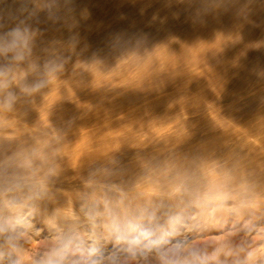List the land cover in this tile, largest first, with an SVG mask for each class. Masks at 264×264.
Returning <instances> with one entry per match:
<instances>
[{"label":"rangeland","instance_id":"obj_1","mask_svg":"<svg viewBox=\"0 0 264 264\" xmlns=\"http://www.w3.org/2000/svg\"><path fill=\"white\" fill-rule=\"evenodd\" d=\"M0 25L31 34L30 55L12 62L10 83L0 88V164L10 162L44 190L8 206L31 225L14 256L20 264H34L60 241L64 264H76L63 233L81 217L92 224L86 245L113 247L109 212L122 221V208L142 227L139 205L156 210L164 202L184 220L199 198L219 201L229 215L241 207L255 215L253 226L223 225L221 217L224 233L209 235L207 245L222 252L207 264H264V0H0ZM47 64L56 70L49 74ZM166 218L161 228H169ZM229 227L238 250L219 244L234 234ZM156 248L151 260L163 253Z\"/></svg>","mask_w":264,"mask_h":264},{"label":"clouds","instance_id":"obj_2","mask_svg":"<svg viewBox=\"0 0 264 264\" xmlns=\"http://www.w3.org/2000/svg\"><path fill=\"white\" fill-rule=\"evenodd\" d=\"M2 27L3 25H0V28ZM30 39L31 34L27 27L17 26L6 32H0V57L8 61L7 65H0V88H6L10 83L7 76L12 62L24 61L30 55ZM44 67L49 74L56 70L55 65L52 64H47ZM43 86L44 81H41L35 84L34 87L24 90L27 92L36 91ZM13 99L14 97L9 93L6 104L10 106ZM37 188V182L30 176H25L10 162L5 161L0 164V264H20V261L14 256L19 252V241L24 235L23 229L31 226L25 220L19 219L16 215L10 213L8 206L21 202L26 203L42 196L44 194L43 184L39 185V190ZM108 215L110 223L105 225L107 229L106 239H114L115 244L118 245L126 244L127 247L120 249V251L130 253L134 259L137 245L140 244V238L130 239L129 234L139 231L140 226L127 220L121 221L111 212ZM166 224L172 231L165 233V236L175 235L177 226L182 224L181 217L179 215L169 216ZM157 230L163 231L162 228ZM145 231L154 234L152 229ZM145 231H140V237L144 236ZM218 252L219 250L213 253L212 258ZM66 255L67 251L64 242L60 241L58 247H53L50 251L44 253L34 264H64ZM88 255L96 256L97 258L87 259L84 264H126L117 251L112 252L105 258L102 250L95 244L88 249ZM208 259L209 257L200 255V249L194 244H178L172 249L170 258L165 264H207Z\"/></svg>","mask_w":264,"mask_h":264},{"label":"bare ground","instance_id":"obj_3","mask_svg":"<svg viewBox=\"0 0 264 264\" xmlns=\"http://www.w3.org/2000/svg\"><path fill=\"white\" fill-rule=\"evenodd\" d=\"M191 149H192V147H191ZM193 150V149H192ZM196 151V150H195ZM198 151V150H197ZM188 154V153H187ZM175 163V162H174ZM169 164H172L171 162L169 163ZM95 178H96V176H95ZM100 178V177H99ZM89 179H91V178H89ZM93 179V178H92ZM97 179H98V177H97ZM100 179H104V178H100ZM94 180V179H93ZM95 181V180H94ZM104 180H102V182H103ZM153 181V180H152ZM96 182H98V180L96 181ZM100 182V181H99ZM150 182H151V180H150ZM147 183H148V181H147ZM89 184V183H88ZM114 184V183H113ZM112 184V185H113ZM142 184V183H141ZM111 185V184H110ZM109 185V186H110ZM136 185H139V184H136ZM147 185V184H146ZM146 185H144V184H142V186H145V187H147ZM152 185V184H151ZM133 186V185H132ZM142 186H141V189L140 190H142L143 188H142ZM108 187V186H107ZM112 187H114V185L112 186ZM130 187V186H129ZM133 187H136L135 185L133 186ZM138 188L140 187V186H137ZM144 187V188H145ZM149 187V186H148ZM147 187V188H148ZM111 188V187H110ZM127 188V187H126ZM150 188H152V187H150ZM156 188V187H155ZM174 188H178V187H174ZM241 188V187H240ZM103 189V188H102ZM115 189V188H114ZM131 189V188H130ZM137 189V188H136ZM154 189V188H153ZM176 189H173V191H176ZM104 190H106V189H104ZM108 190H110L111 191V189H109L108 188ZM113 190V189H112ZM124 190V189H123ZM131 190H133V189H131ZM130 190V191H131ZM138 190V189H137ZM137 190H136V192H137ZM148 190V189H147ZM157 190V189H156ZM191 190H193V189H191ZM195 190V189H194ZM196 190H198V191H200L198 188L196 189ZM99 191H100V189H99ZM109 191V193H108V195L110 194V196L112 195L111 194V192ZM135 191V190H134ZM154 191V190H153ZM158 191V190H157ZM171 191V190H170ZM203 191V190H202ZM59 192V191H58ZM106 192H108V191H106ZM141 192V191H140ZM142 192H144V191H142ZM148 192V191H147ZM146 192V193H147ZM155 192V191H154ZM183 192V191H182ZM192 193H193V191H191ZM197 192V191H196ZM201 192V191H200ZM121 193V192H120ZM120 193H119V196H117V197H120ZM127 193H129L130 195H133V194H131L132 193V191L131 192H129V190H127ZM150 193V192H149ZM158 193H161L160 192V190H159V192ZM171 193V192H170ZM177 193H178V191H177ZM176 193V194H177ZM203 194L205 193V191L204 192H202ZM202 193L200 194V193H197V196L198 195H202ZM209 193V192H208ZM104 194H106V193H104ZM134 194H135V192H134ZM137 194V195H136ZM135 195V197L137 198V196L139 195L138 193H136ZM141 194V193H140ZM144 194V193H143ZM156 195H158L157 193H155ZM169 194V191L167 192V195H165L166 196V199H167V196H169L168 195ZM175 194V193H174ZM174 194H171V195H174ZM124 195H126V194H124ZM128 195V194H127ZM188 195V194H187ZM195 195H196V193L194 194V198H195ZM140 196V195H139ZM138 196V197H139ZM149 196V195H148ZM164 196V195H163ZM162 196V197H163ZM176 196V195H175ZM184 196V195H183ZM232 196H236V195H232ZM113 197V196H112ZM111 197V198H112ZM116 197V198H117ZM122 197V199H124L123 198V196H121ZM120 197V198H121ZM124 197H126V196H124ZM127 197H130V196H127ZM141 197V196H140ZM152 197H153V193H152ZM161 197V196H160ZM180 197H181V195H180ZM187 197V196H186ZM188 197H190L189 195H188ZM199 197V196H198ZM227 197V196H226ZM234 197L232 198L233 200L232 201H234ZM120 198H118V200L120 199ZM131 198V197H130ZM132 198H134L133 196H132ZM155 198V197H154ZM153 198V199H154ZM179 198V197H178ZM216 198V197H215ZM254 198H256V196H254ZM126 199V198H125ZM135 199V198H134ZM145 199H146V197H145ZM153 199L151 200L152 202H154L153 201ZM159 198H157V200H158ZM160 199H163V198H160ZM172 199V198H171ZM180 199H182V198H180ZM200 200H196L195 201V203L197 204V210H196V212H191V214H189L188 215V217L186 218V219H184V220H182V224L181 225H179V226H177V232H176V234L175 235H167V236H165V233H170L171 231H172V229L169 227V228H162L163 229V231H159V230H157V229H159V228H161L159 225H158V219H160L161 217L163 218V219H165L163 216H172L173 214V210L171 211V212H169V211H167L166 210V208L164 207L165 206V204H164V202H161L164 206H161V207H159V204H157L158 205V207L157 206H155V207H157V209L156 210H152L151 208H146L145 206L146 205H149V204H146L145 206H144V204H143V206H141V205H139L140 206V210H141V212H142V215H145L146 217H147V224H145L144 226H142V227H140L139 228V231H137V232H131L130 234H129V238L130 239H134V238H137V237H139L140 238V244L139 245H137V248H136V255H135V258H138L139 256H141L142 257V262L143 263H140V264H165V262L170 258V254H171V251H172V249L176 246V245H185V243L186 242H188L189 240H191V241H189L190 242V245H195L198 249H200V255L201 256H206V257H211V255H213L212 253H216L217 252V250H219V252L218 253H220V252H222V250L221 249H219L220 248V246L218 247L217 246V248L215 247L214 249H212V247H210L209 245H207L208 243H209V235H210V238H211V234L212 233H219V231L221 230V233L223 232L222 231V229H220L221 227H219V221H220V219H221V217L223 218V225H225V224H228V225H242L243 226V224H246V226L248 225V226H253L255 223H254V221H253V219L255 218V215L253 214L254 212H249L251 209H249V210H246V208L244 207V209L242 208H239L238 209V211L237 212H235V214H233V215H229L224 209H223V205L219 202V201H217V202H212L213 204L211 205V206H207L206 205V200H204V199H202V198H199ZM211 199V198H210ZM261 199V198H260ZM259 199V200H260ZM53 200V199H52ZM110 199H108V202H110L109 201ZM114 200L115 201H117L115 198H114ZM127 200V199H126ZM144 200V199H143ZM148 200V199H147ZM165 200V199H164ZM175 200V199H174ZM177 200V199H176ZM185 201H189L188 199L186 200V199H184ZM258 200V199H257ZM112 201V200H111ZM120 202H121V200H119ZM138 201V200H137ZM165 201H167V200H165ZM168 201H170V200H168ZM178 201H179V199H178ZM178 201H175V202H178ZM221 201H224V200H221ZM253 201H255V200H253ZM262 201H263V199H262ZM130 202V201H129ZM150 202V201H149ZM159 202V201H158ZM171 202H172V200H171ZM174 201L172 202L173 204L175 203ZM180 202V201H179ZM191 202H192V199H191ZM208 202V201H207ZM225 202V201H224ZM223 202V203H224ZM237 202V201H236ZM241 202H243L242 200H241ZM246 202V201H245ZM245 202H243V203H245ZM249 202V201H248ZM248 202H246L247 204H249ZM113 203V201L111 202V204ZM122 203L124 204V202L122 201ZM131 203V202H130ZM129 203V204H130ZM134 205H136L135 203H141V201L140 202H132ZM146 203H147V201H146ZM154 203H156V202H154ZM168 203V202H167ZM171 203V204H172ZM234 203H235V201H234ZM233 202L232 203H230V204H234ZM254 204H255V202H253ZM121 204V203H120ZM126 204H128V202L126 203ZM133 204H132V206H133ZM172 204V206H174ZM176 204V203H175ZM177 204H179V203H177ZM177 204L175 205V206H177ZM235 204H237V203H235ZM247 204H244V205H247ZM260 204H264V202H260ZM115 205V204H114ZM116 205H117V203H116ZM138 205V204H137ZM161 205V204H160ZM169 205V204H168ZM181 205V204H180ZM191 205V204H190ZM227 205V204H226ZM243 205V204H242ZM249 205H251V204H249ZM110 206V205H109ZM109 206H108V208H109ZM121 206V205H120ZM123 206V205H122ZM170 206V205H169ZM175 206H174V208H175ZM235 206V205H234ZM233 206V207H234ZM254 206V205H253ZM111 207H113V205L112 206H110V208ZM116 207V206H115ZM123 207H126L125 205L123 206ZM128 207V206H127ZM138 207V206H137ZM136 207V208H137ZM148 207V206H147ZM153 207H154V205H153ZM152 207V208H153ZM178 207V206H177ZM180 207V206H179ZM247 207V206H246ZM255 207V206H254ZM261 207V206H260ZM117 208H118V206H117ZM133 207H131V209H132ZM182 208H183V206H182ZM236 208V207H235ZM251 208V207H250ZM258 208V207H257ZM123 210L122 208H119V210ZM135 209V208H134ZM169 209V208H168ZM176 209V208H175ZM117 210V209H116ZM120 210V212H121V214H119V215H121L122 216V221H124V220H127L126 218H125V214H123L122 212L123 211H121ZM126 210H128V208L126 209ZM138 210V209H137ZM185 210V209H184ZM233 210V209H232ZM176 211H177V209H176ZM175 211V212H176ZM186 211V210H185ZM253 211V210H252ZM263 211V210H262ZM47 212V211H46ZM129 212V211H128ZM128 212H127V214H128ZM133 212V211H132ZM139 212V211H138ZM188 212V211H187ZM229 212V211H228ZM260 213H261V211H259ZM131 213V212H130ZM134 213H136V212H133V214ZM140 213V212H139ZM139 213H137V214H139ZM177 213V212H176ZM175 213V214H176ZM179 213V212H178ZM231 213V212H230ZM264 213V212H263ZM13 214H14V212H13ZM107 214V213H106ZM132 214V213H131ZM130 214V215H131ZM259 214V213H258ZM81 215H82V213H81ZM129 215V216H130ZM140 215H141V213H140ZM181 215V214H180ZM262 215H264V214H262ZM107 216H108V214H107ZM55 217V214H54V212H49V210H48V212L46 213V218H47V220L49 221V218H54ZM105 217V216H104ZM140 217V216H139ZM45 218V219H46ZM92 218H93V216H92ZM91 218V219H92ZM101 218V217H100ZM116 218H118V217H116ZM121 218V217H120ZM185 218V217H184ZM261 218V217H260ZM89 219L90 218H88V217H81V218H79L78 220H76L75 222H73L72 224H69L68 223V225L66 226V230H64V235H65V245H66V247L68 248V253H69V255L71 254L72 255V257H74L75 258V262H76V264H84V261L85 260H87L86 259V257H85V251H88V249H90L93 245V243L91 244L92 246H88V245H86L85 244V242L87 241V238H88V236H90V234L89 233H92L91 231H92V227H91V225L92 224H90L89 223ZM104 219L105 218H103V221H104ZM167 219V218H166ZM52 220V219H51ZM101 220V219H100ZM99 220V221H100ZM120 220V219H119ZM142 220V219H141ZM140 220V221H141ZM146 220V219H145ZM53 221V220H52ZM103 221H102V223H103ZM137 221V220H136ZM139 221V220H138ZM137 221V222H138ZM101 222V221H100ZM133 222V221H132ZM131 222V223H132ZM141 222H143V221H141ZM159 222H161V221H159ZM96 223V222H95ZM135 223V222H134ZM254 223V224H253ZM166 225V224H165ZM259 225V224H258ZM62 225L60 224L58 227H61ZM97 226V225H96ZM167 226V225H166ZM48 228H49V225L47 226ZM99 227V226H98ZM224 227V226H223ZM255 227V226H254ZM256 227H257V225H256ZM100 228V227H99ZM226 228V227H225ZM224 228V229H225ZM229 228H233V227H229ZM240 228V227H239ZM248 228V227H247ZM251 228H253V227H251ZM62 229V228H61ZM65 229V228H64ZM147 229H152L153 230V233L154 234H150V233H148L147 231H145V230H147ZM241 230V229H240ZM262 230V229H261ZM260 230V231H261ZM56 231H57V233H60V231H59V229L56 227ZM102 232H103V230H101ZM140 231H145V234H144V236H142V237H140ZM227 231H228V228H227ZM230 231V230H229ZM232 231H233V229H232ZM259 231V232H260ZM262 231H264V230H262ZM63 232V231H62ZM99 232V231H98ZM102 232L100 233V234H102ZM245 232V231H244ZM253 232V231H252ZM258 231H256V233H257ZM104 233V232H103ZM224 233V232H223ZM233 233L234 234H232V237H229V236H231V235H229L228 236V233H225V235L224 236H228V237H226V239H224L223 237H221L222 238V242H220L219 244L220 245H222L221 246V248H223V245L227 242V241H230V245H233L234 246V248L236 249L237 248V246L238 245H236L235 243H237L236 241H235V239L237 240L238 238H237V236H238V232H234L233 231ZM240 234H239V237H241L240 235H241V233H243V231L242 232H239ZM249 233V232H248ZM264 233V232H263ZM93 234V233H92ZM92 234H91V236H92ZM100 234H98V235H100ZM230 234V233H229ZM254 234H255V231H254ZM259 234H261V232L260 233H258V234H256V236L255 237H257V235H259ZM245 235V234H244ZM94 236H96V234H94L93 235V237ZM222 236H223V234H222ZM243 236V235H242ZM245 236H247L248 237V235L246 234ZM252 236V235H251ZM254 236V235H253ZM259 237V236H258ZM49 238V237H48ZM51 238V237H50ZM232 238V240H230ZM235 238V239H234ZM100 239V238H99ZM234 239V240H233ZM242 239V238H241ZM248 239H249V237H248ZM252 239V238H251ZM258 240H259V238H257ZM216 241H214V242H217V244H218V242H219V239H215ZM238 240H240V238L238 239ZM102 241V240H101ZM111 241V240H110ZM252 241H254V240H252ZM251 241V242H252ZM97 242V241H96ZM96 242H94V244L96 243ZM99 242V241H98ZM105 242V241H104ZM210 242H212V241H210ZM240 242H241V240H240ZM258 242V241H257ZM87 243V242H86ZM114 243V242H113ZM213 243V242H212ZM211 243V244H212ZM244 243V242H243ZM256 243V242H255ZM254 243V245H256ZM90 244V243H89ZM105 244V243H104ZM107 244H108V242H107ZM239 244V243H238ZM247 244V243H246ZM249 244H251V243H249ZM97 247H99L101 250H102V252H103V255H104V257L106 258V257H108L112 252H114V251H117V252H119V255H120V258L122 259V260H124L125 262H126V264H138V262L136 261V259L134 258H132L131 257V254L130 253H128V252H124V251H120V249H122V248H125V247H127V245L126 244H114V246L113 247H111L110 245H99L98 243L97 244H95ZM240 245V247H241V244H239ZM160 247L161 248V250H163L162 252L163 253H161V255H160V258H155L154 260H151V254H153L154 253V251H155V248L156 247ZM216 246V245H215ZM214 247V246H213ZM230 247V246H229ZM229 247L228 246H224V248H226L225 250H227V251H230L231 252V250H228L229 249ZM159 248V249H160ZM238 248H239V246H238ZM157 249V248H156ZM243 249H245V248H243ZM249 249V248H248ZM236 250H238V249H236ZM249 250H251V249H249ZM253 250V249H252ZM233 251V250H232ZM243 251V250H242ZM248 252V251H247ZM246 252V253H247ZM254 252V251H253ZM156 253H157V251H156ZM223 253H225V252H223ZM227 253H229V252H227ZM236 253V252H235ZM244 253V252H243ZM249 253V252H248ZM255 253V252H254ZM159 255V254H158ZM226 255H227V257H226ZM231 255V254H230ZM233 255V254H232ZM243 255V254H242ZM145 256H148L147 258H144ZM222 256V254L220 255V257ZM224 256V255H223ZM240 256V255H239ZM245 256V255H244ZM250 256V255H249ZM94 257H96V256H94ZM154 257V256H153ZM217 257V256H216ZM224 257H226L225 258V260L229 257L228 256V254H225V256ZM224 257H222L221 259L223 260L224 259ZM91 258V257H90ZM181 258H183V257H181ZM218 258V257H217ZM217 258H214V259H212V257H211V259L212 260H217ZM237 258H238V256H237ZM229 259H230V257H229ZM228 259V260H229ZM235 259V258H234ZM244 259V258H243ZM208 260H210V259H208ZM238 260V259H237ZM232 261V260H231ZM239 261V260H238ZM214 262V261H213ZM218 262V261H217ZM221 262V261H220ZM226 262V261H225ZM209 263H212V261L211 262H209ZM223 263V262H222ZM226 264V263H225Z\"/></svg>","mask_w":264,"mask_h":264}]
</instances>
